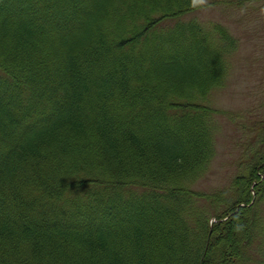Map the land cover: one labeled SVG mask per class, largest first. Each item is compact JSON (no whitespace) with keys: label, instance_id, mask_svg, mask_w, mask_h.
Returning a JSON list of instances; mask_svg holds the SVG:
<instances>
[{"label":"trees","instance_id":"obj_1","mask_svg":"<svg viewBox=\"0 0 264 264\" xmlns=\"http://www.w3.org/2000/svg\"><path fill=\"white\" fill-rule=\"evenodd\" d=\"M198 8L0 0V264H264V120L229 192L192 189L234 46Z\"/></svg>","mask_w":264,"mask_h":264},{"label":"rangeland","instance_id":"obj_2","mask_svg":"<svg viewBox=\"0 0 264 264\" xmlns=\"http://www.w3.org/2000/svg\"><path fill=\"white\" fill-rule=\"evenodd\" d=\"M192 19L206 28L223 27L234 42L226 56L228 69L223 85L213 90L208 100L218 112L213 119L212 160L192 185L196 192L210 195L230 191L231 181L241 173L244 161L239 163L258 146L254 124L264 120V0H206L181 20ZM191 68L198 76L205 69ZM202 202L206 203L203 198ZM258 242L248 248L250 262L243 264H257Z\"/></svg>","mask_w":264,"mask_h":264},{"label":"clouds","instance_id":"obj_3","mask_svg":"<svg viewBox=\"0 0 264 264\" xmlns=\"http://www.w3.org/2000/svg\"><path fill=\"white\" fill-rule=\"evenodd\" d=\"M206 2V0H196V3L198 5H203Z\"/></svg>","mask_w":264,"mask_h":264}]
</instances>
